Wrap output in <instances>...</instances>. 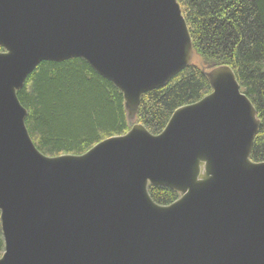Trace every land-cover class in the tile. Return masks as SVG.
Returning a JSON list of instances; mask_svg holds the SVG:
<instances>
[{
	"label": "water",
	"instance_id": "1",
	"mask_svg": "<svg viewBox=\"0 0 264 264\" xmlns=\"http://www.w3.org/2000/svg\"><path fill=\"white\" fill-rule=\"evenodd\" d=\"M0 264H264L261 120L228 65L158 135L145 93L196 57L178 0H0ZM85 61L123 95L130 130L49 157L18 93L46 61ZM149 187L179 199L154 202Z\"/></svg>",
	"mask_w": 264,
	"mask_h": 264
},
{
	"label": "trees",
	"instance_id": "2",
	"mask_svg": "<svg viewBox=\"0 0 264 264\" xmlns=\"http://www.w3.org/2000/svg\"><path fill=\"white\" fill-rule=\"evenodd\" d=\"M196 57L206 70L228 65L261 120L251 159L264 162V0H178ZM0 51L3 49L0 48ZM193 61L162 88L142 97L137 123L160 134L180 107L212 92L202 66ZM28 111L26 127L44 155H83L105 139L126 134L122 93L85 61L42 62L18 93ZM159 205L179 199L176 191L149 187ZM4 239L0 226V258Z\"/></svg>",
	"mask_w": 264,
	"mask_h": 264
},
{
	"label": "rangeland",
	"instance_id": "3",
	"mask_svg": "<svg viewBox=\"0 0 264 264\" xmlns=\"http://www.w3.org/2000/svg\"><path fill=\"white\" fill-rule=\"evenodd\" d=\"M194 61H195L194 64H197V65H199V66L201 65V64H200L201 62H198L199 60L197 59V57H195V60H194Z\"/></svg>",
	"mask_w": 264,
	"mask_h": 264
}]
</instances>
